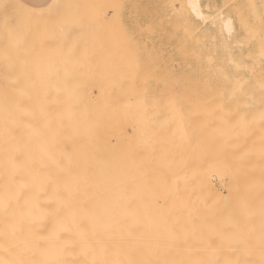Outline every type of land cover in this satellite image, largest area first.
I'll list each match as a JSON object with an SVG mask.
<instances>
[{"label":"bare ground","instance_id":"bare-ground-1","mask_svg":"<svg viewBox=\"0 0 264 264\" xmlns=\"http://www.w3.org/2000/svg\"><path fill=\"white\" fill-rule=\"evenodd\" d=\"M18 1V10L25 17L18 18L28 21V31H20L24 38L29 36L23 41L37 42L25 45L21 35L22 44H19L23 47L9 44L0 58V65L6 61L7 66L10 61L13 63L10 68L13 70L2 68L4 72L1 70L0 74V78L4 77L0 83V262L261 264L264 261V115L246 122H229L224 127L220 123L223 120L217 118L219 124L212 122L215 107L208 108L206 113L197 105L202 112L199 115H206L196 118L192 115L193 120L192 116L186 118L175 95L171 100L161 101L162 97L150 90L153 80H163L154 60L143 58L132 40L127 42L123 53L119 42L115 44L119 40L115 36L122 32L114 19L110 18L108 22L113 23L108 24L100 16L94 23L103 0L98 3L93 0L94 8L90 7L95 14L88 10L90 0L88 4H85L87 0H80L81 6L78 0H73L76 4L69 0L73 4L70 7L66 5L69 3L63 4L66 0H52L48 5ZM199 3L202 16L188 9L197 20L207 24L210 15L203 0ZM65 5L67 11L63 10ZM82 5L87 6L90 14L87 16L91 19L84 15L81 19ZM68 9L73 16L71 13L68 17L59 16L69 21L75 17L74 21H80L81 25L79 28L77 23H72L68 31L71 27L87 29L84 22L94 23V27L88 25L91 27L85 31L99 40L102 37L99 35L107 33L102 38H106L108 60L99 53L104 47L101 40H93L96 45L101 44L98 52L86 37L87 47L91 49L84 47L86 43L81 37L74 39L78 45L74 43L70 37L72 31L75 35L79 31L75 28L67 31L73 48L64 47V42L68 46L71 42L60 36L63 49L74 51L68 52L69 55L64 51L62 56L59 53L58 58L68 55L67 59H71L78 54L80 59L78 56L74 59L87 63L91 57L92 65H88L99 68L103 67L100 63L107 62L106 70L104 66L91 71V67L83 64L76 75L85 71V78L74 76L73 80L76 71L73 69L77 68L74 62L70 64L71 74L62 80L59 78L64 73H60L61 68L56 69L64 63L63 59L59 58L61 65L56 66L59 61L56 55L51 58L52 55L54 67L49 66V54L42 52L50 53V43L57 46V31L62 28L58 25L60 29H54L61 25L55 18L57 13H66ZM218 19L224 33L232 36L236 26L233 18L221 13ZM40 24L44 25L43 30ZM38 27L47 37L50 34L46 40L49 43L42 41ZM52 33L57 36L53 37ZM109 39L113 40L107 43ZM15 40L11 43L16 44ZM80 45L87 48L82 52L91 56L82 55ZM38 46L44 47L40 48L42 52ZM21 48L27 51L22 49L23 54L17 55L22 53ZM92 49L101 59L91 53ZM43 55L48 57H43L46 66L40 58L37 60V56ZM92 55L97 63L100 60L96 66ZM72 60L66 61L67 64ZM34 62L44 68L37 70ZM27 63L32 65L31 72L26 68ZM55 66L52 72L47 70ZM66 66L62 69L66 70ZM220 124L223 128L218 127ZM216 174L224 186L221 190L213 182Z\"/></svg>","mask_w":264,"mask_h":264},{"label":"rangeland","instance_id":"rangeland-1","mask_svg":"<svg viewBox=\"0 0 264 264\" xmlns=\"http://www.w3.org/2000/svg\"><path fill=\"white\" fill-rule=\"evenodd\" d=\"M16 1H18V0H15V1L14 0H0V49H1L0 58L1 59H2V55L4 54V53L2 54V52H4L3 49L6 46L8 47L9 44H11L12 47L21 46L22 42L24 43V41H25V40L23 41V39H27V37L29 38V36H27V37L25 36L26 38H24L23 37L24 34L21 33V32H24V31H22V29L23 30L28 29L27 23H26L28 21H27V19L20 20L21 18H25V17H24V15H22V13H20L21 11L18 10L19 8L16 4L17 3ZM24 1L34 2L37 4L43 2L44 4L48 5L49 3H51L52 0H24ZM70 1L69 0L63 1V4L65 2L69 3L66 5L68 7H70L69 5H73V4H71V2H73V0L71 2ZM90 1H91V4L87 5V6H89L88 8H90V9H88L87 6L85 7L84 5H82L84 7H82L83 9H81V11H80V14H81V15L79 14L80 17L83 15L88 17L87 15H90L94 12V10L91 11L92 8L90 6H92V4H94L95 1H93V0H90ZM90 1L87 0L85 2V4H88L87 2H90ZM92 1H93V3H92ZM77 2H78L77 4H79V6H81L80 0H78ZM108 2L110 3L109 4L110 6L107 5ZM108 2H106V0L100 1V3H102V7H98L99 11H100V15L98 13L97 14L98 17L97 16L94 17V18H96L97 21H94L95 20L94 18H92V20L94 21V23L98 22L97 18H100V16H101V17H103L101 19H103L104 22L107 21L106 23L109 24L111 22L113 23V21L108 22V20L110 18L112 20L114 19V22H116V26L119 25V28L121 30V31H119V30L118 31L120 33L122 32L121 34L119 33L120 35H117L118 33L116 34L117 36L114 35L116 40L119 39V40H117V42L115 44H117L119 42V44H120L119 46L120 47L122 46V48L124 49L123 53L126 50L127 42L132 40L133 43L135 44V48L137 49V51L139 52V54L143 58H145L146 60H148V59L154 60V62H155L154 64L157 67L159 74L160 75L162 74L161 77L163 76L162 77L163 82L162 81L156 82L153 80L150 83V90L152 92H155L156 94L160 95V97H162L161 101L171 100V98L174 97V95H175V97H177L176 100L180 103L181 108L183 109L185 116L188 119H191L192 115L194 117L200 116V115H202V116L206 115V114L205 115H203V114L199 115L200 111H199L198 106H201L200 108L201 109L203 108V112L206 111V113H207V110H209L208 108H210V107L214 108L215 107V109H214L215 111L213 112V114L215 116V118H214L215 120H213L211 117H209V119L211 118L212 122L214 121L215 123L218 122V121H216L217 118L220 121L223 120L224 122L223 123L220 122V123L224 124V127H226L230 123H234L236 121L246 122V121H248V119H250L252 117L259 116V115L261 116V114L264 113V89H262L264 86V50L263 51L261 50V49H264V25L261 24V16L264 15V0H203L204 8H205L206 12L210 15V19L208 20L207 24H203L201 21L197 20L192 15V13L188 9L187 0H177V1L176 0H109ZM14 3L16 5H14ZM97 3H98V0H97ZM74 4H76V3H74ZM176 4H177V6H176ZM113 5H115L116 7ZM65 6H61V7L65 8ZM67 6H66V9H63V10L67 11V8H68ZM107 6H109V7H107ZM92 7L94 8V6H92ZM106 7H107L108 11H107ZM87 9L90 11V14L88 13L89 11L88 12L86 11ZM109 9H111V10H109ZM60 10H61V12H63V10L61 8H60ZM17 11H19V13L21 15ZM76 11H75V13H76ZM61 12L57 13L58 16L56 15V18H55L57 20L56 23H60L58 21H61V25L57 24L56 26L58 28L54 27V29L56 28L59 30L60 28H62V29H60L61 31L56 30L59 33L58 34L59 40L57 41V46H54L50 43V46L52 45V47L49 46V49H50L49 52L50 53H48V50L47 51L45 50V52H42L41 49H43L44 47L42 48V47L38 46L39 50L37 49L39 52L41 51L42 54L43 53L45 55L49 54V60L47 59L49 66L50 65L53 66V64H54V63L51 64V62H53L55 59L54 58L51 61L50 57L52 55L53 56L51 58H53L54 55H56L57 56L56 60L58 59L57 61H59V58H61V57L58 58L59 53H60V56H62L63 55L62 52L65 51V49H63V46H62L63 44L61 45V42H63V39L61 41V37H64L65 39L67 38L66 41L71 42L72 46L71 45L68 46V44L66 45L64 42V47L66 46L68 49L73 48L74 43H77V45H78L79 44L78 41L75 42V40L80 39V37L82 38L81 40H83V43H86V44H84V47H87L86 41H89L88 42L89 45H91V43H92V46L94 47L96 52H98L97 49H100L101 47L99 48V46H101V44H102V45H104V47H102L101 48L102 50L101 49L100 50H101V52L103 51V53H101L100 50H99V53L102 55L104 54L103 57H106V59L108 60V56H107L108 54H106L107 53V48H106L107 45L105 44V41H104L106 38L105 39L102 38V37H104V35L107 36V33H105L104 35L101 33L102 35H99L102 37H100L101 38L100 39L101 44L100 43L98 44V42H100L98 36H96V34H94L96 36V37H94L93 34L89 35L90 33L88 32L89 34H87V32L85 31V30H88V28L91 27L94 23H92V25H91V24H87V23L84 24V22H83L82 24L84 26L87 25L86 26L87 29L82 28L81 30H83V29L84 30L81 31V30H79L81 25L78 24V22H80V21H77V22L74 21L75 17L70 18V20L73 19V21H74L73 22V21H69L66 17H65L66 18V21H65V18H61L59 16L62 14L63 15L62 17H64V14H65L68 17V16H71L70 13L73 16L74 13H72V11H70L68 9V12H66L67 14L61 13ZM84 12H85V14H83ZM113 12L115 13V15ZM221 13H224L225 15L232 17L234 22H235V25H236L235 26V33L232 36H228L222 30V25L220 23V20L218 19V16ZM76 14H78V13H76ZM94 14H95V12H94ZM57 17L58 18L60 17V19L58 20ZM214 17L216 18L215 20L213 19ZM76 18H77V15H76ZM81 19H82V17H81ZM89 19H91V18H89ZM67 20H68V22H67ZM21 21L22 22L24 21V23L22 24ZM88 21H90V20H88ZM93 21H91V22H93ZM32 22L34 23V21H31V23ZM86 22H87V20H86ZM91 22H88V23H91ZM118 22H119V24H118ZM25 23H26V27L25 26L24 27L26 29L22 28ZM33 23L31 25H33ZM70 23H71V25H70ZM72 23L73 24L77 23L79 25L78 29L74 27L75 31H77V30L81 31V32L77 31V34L80 33L83 36L85 35L84 37L81 35L79 36V34H78V36H77V34L75 35V33L72 31L74 29V28H72L73 27ZM99 23H100V21H99ZM99 23L97 25H99ZM101 23H102V21H101ZM58 25L61 27L59 28ZM83 25H82V27H84ZM88 25H91V26H88ZM103 25H105V24H103ZM69 26H72L71 27L72 30H70V31H72L71 37L67 34V31L70 29ZM93 27H94V25H93ZM34 28H37L36 25ZM41 28L43 30V28H45L44 25ZM104 28H106V27H104ZM111 28H113V27H111ZM38 29L40 32V27H38ZM38 29L37 30L35 29L37 31V33L34 30L35 34L37 36L39 34ZM48 29L50 31H52L51 28H48ZM54 29H53V31H55ZM15 30L17 32L21 31L20 35L18 33V35H19L18 37H16L17 32ZM254 30L257 33H255ZM27 31H25V32H27ZM70 31H68V32H70ZM93 31L92 32L90 31V32L93 33ZM33 32H32V34H33ZM107 32H110V31H107ZM114 32H116V30ZM114 32L112 34H114ZM27 34L29 35L28 32H27ZM254 34H257V35H254ZM21 35L23 37L22 42H21V38H19ZM36 35H34V38L36 37ZM41 35H43V36H41ZM46 35H48V34H44L43 31L40 32L39 36H41L42 41L43 40L46 41L47 39L48 40L50 39L49 38L50 34L48 37ZM55 35H56L55 33L54 34L52 33L53 37ZM68 36L73 39L74 43L71 41L70 38H68ZM111 36H113V35H111ZM4 37H6L5 40H4ZM12 37H14V38H12ZM85 37H86V39H89V40L85 41V39H84ZM109 37H110V35H109ZM109 37H107V38H109ZM94 38L95 39L97 38V41H98L97 45H96L95 41H93ZM13 39L14 40L16 39L15 42L17 45L15 43H13L15 46L11 43V40L13 41ZM31 39H32V37H31ZM65 39H64V41H65ZM2 40H4V41H2ZM56 40H57V37H56ZM112 40L109 39L108 41L107 40L106 41L108 43ZM34 41H36V40L34 39L31 43H33ZM38 41H39V39H38ZM51 41H53V40L51 39ZM2 42H4V43L2 44ZM20 42H21V44H19ZM54 42H55V40H54ZM26 43L29 44L30 41H29V43L25 42L24 44L26 45ZM39 43H40V41H39ZM47 43H49V42H47ZM81 43H82V41H81ZM124 43H125V45H122ZM33 45H34V43H33ZM37 45H39V44H37ZM89 45H88V47H90ZM61 46H62V49H60ZM82 46H83V44H82ZM82 46L80 45L81 49L79 48L80 49L79 52L83 55L84 51L82 52V50L83 49L87 50L88 47L82 48ZM96 46L98 48H95ZM21 47H23V46H21ZM114 47H112V48H114ZM51 48H53L52 51H51ZM116 48L118 49V47H116ZM10 49L12 50V48H10ZM22 49H24V48H21V52H22ZM31 49H32V47H31ZM88 49H91V48H88ZM24 50L27 51L26 49H24ZM54 50H57V51H54ZM7 51L8 52H6V54L8 53L7 55H9L10 51L8 49H7ZM53 51L56 53L54 54ZM70 51L71 50L65 51L64 54L69 55L68 52H70ZM73 51H74V49L71 52H73ZM31 52L35 53L36 50H31ZM14 53H15V51H14ZM26 53H28V52H26ZM57 53H58V55H57ZM91 53H93L97 56V53H94V50ZM99 53H98L97 57L100 58ZM118 53H120V52H118ZM11 54H13V53H11ZM22 54H23V52L20 54L17 53V55H22ZM85 54H87L86 51H85ZM262 54H263V56H262ZM36 55H38V52ZM45 55H43L42 57L37 56L38 57L37 60L39 62V60L41 59L43 65L46 66V63L44 64V62H46V60L43 61V57H45L44 59H46V57H47ZM68 55L66 57L64 55L65 58L64 57L61 58V59H63L62 63L63 62L65 63L66 61L71 60L73 58L72 62L70 61L68 64L66 62L65 64L63 63L61 65L60 64L61 59H60L59 63L56 66L61 65V67L58 66V69H56V66L53 69H52V67H51V69L49 67L48 68L46 67L47 70L49 72L51 70H55V69H56V71L57 70L59 71V69L61 68L60 73L63 72L65 75L63 74V77H60L58 75V77H60L59 79L63 80V78H65L64 76H66L67 74H69V75L71 74L68 72L69 71L72 72V69H70V67L72 66L71 63L75 62V64L77 63V66H74V67H77V68L73 69L74 71L75 70L76 71H75V75L72 74L73 77H72V75L70 76V77H72L71 79H73L74 76H77V78H79L78 76H80L81 79L85 78V75H84V72H85L84 68L85 67L82 68V70L84 69L83 70L84 72H82V73H80V71L78 72L80 75L79 74L76 75V73H77L79 67L80 68L83 67V64H87V63L91 64L92 62H90V59H92V58L89 57L90 59H89V61H87V63H85V61H84V63H82L83 62L82 60H79V61L75 60L76 57L78 56V54H77V56L75 55L76 57L73 56L71 59L70 58L67 59V57H69ZM88 55L89 54H87V56ZM89 56H91V55H89ZM96 56H93L94 61L96 60L95 59ZM81 57L85 58L86 56H81ZM78 58L80 59L79 56H78ZM99 58H97V59H99ZM1 59H0V61H1ZM102 59L104 60V58H102ZM57 61H55V63ZM28 62H32V61L29 59ZM38 62L37 63L34 62V64L35 63L37 64L38 68H36L35 65L34 66L37 70H40V68L43 67V65H41V67L39 68L40 65L38 64ZM79 62H81V64H78ZM99 62H100V60H99ZM99 62L97 63V60H96V63L95 62H93V63L96 66L99 64ZM5 63H8V61L4 62L3 65H0L1 66L0 67L1 68L0 74L4 72L3 70H13V69H10L11 65L13 64L11 61L9 62L10 64L8 65L9 68H7L8 66ZM42 63H40V64H42ZM70 64H71V66H70ZM90 64L89 65L87 64V65L89 66V68L91 67V71H93V69H95V68H97L96 70H99V68L102 67L101 66L99 68L98 67L93 68L91 66L92 64L91 65ZM100 64H102L103 67L105 66L104 68L102 67L103 69H105L108 63L106 62L105 63L106 65L103 62ZM64 65H67L66 66L67 69L65 67H63L66 70L62 69V66H64ZM177 65H179V66H177ZM31 66L32 65H30V63H29V65L27 63L26 68L30 72H31V68H32ZM2 68H3V70H2ZM35 68H34V71H35ZM46 68H45V70H46ZM89 68H87V66H86L87 71H89L88 70ZM42 69H41V71H43ZM1 70L3 72H1ZM32 70H33V68H32ZM41 71H39V72L41 73ZM60 73H58V74H60ZM34 74L37 76L36 72ZM32 75H33V73H32ZM43 76H44V74H43ZM87 76L88 75H86V78H87ZM10 77H11V75H10ZM46 77H47V75H46ZM58 77L55 76V78H58ZM2 78H4V77L1 76L0 83L2 81ZM241 84H242V87H241ZM175 87H176V89H175ZM239 87H241V88H239ZM172 92H174V93H172ZM214 99H216V101ZM220 103H222V105H220ZM209 105H211V106H209ZM191 111H193V112H191ZM200 113H202V112H200ZM193 116H192V119L194 120L196 117L193 118ZM220 118H224V119H220ZM243 118H245V120ZM197 120H199V118ZM217 124H219V123H217ZM217 124L216 125L214 124V127L217 126ZM221 124L218 127L221 126V128H223V126ZM213 182L218 189H220V190L223 189L221 187L223 185L221 184V180L217 174H216V176L215 175L213 176Z\"/></svg>","mask_w":264,"mask_h":264},{"label":"snow or ice","instance_id":"snow-or-ice-1","mask_svg":"<svg viewBox=\"0 0 264 264\" xmlns=\"http://www.w3.org/2000/svg\"><path fill=\"white\" fill-rule=\"evenodd\" d=\"M187 6L194 14L202 16L199 0H189V4ZM213 19L215 20L216 18L214 17ZM261 24L264 25V15L261 16ZM0 264H3V262H0ZM226 264H231V262H226ZM261 264H264V261H261Z\"/></svg>","mask_w":264,"mask_h":264}]
</instances>
